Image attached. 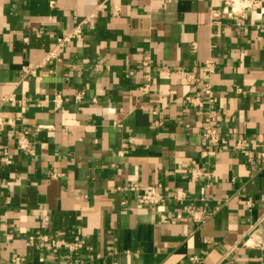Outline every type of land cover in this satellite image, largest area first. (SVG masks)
<instances>
[{"label":"crops","instance_id":"crops-1","mask_svg":"<svg viewBox=\"0 0 264 264\" xmlns=\"http://www.w3.org/2000/svg\"><path fill=\"white\" fill-rule=\"evenodd\" d=\"M212 6L0 0V264H264V16L213 24ZM189 72L213 104L186 101L206 100ZM209 110L218 145L203 135ZM22 130L33 154L17 149ZM133 184L161 185L165 202L139 204ZM37 231L85 247L69 259L39 249Z\"/></svg>","mask_w":264,"mask_h":264},{"label":"built area","instance_id":"built-area-1","mask_svg":"<svg viewBox=\"0 0 264 264\" xmlns=\"http://www.w3.org/2000/svg\"><path fill=\"white\" fill-rule=\"evenodd\" d=\"M222 3V8L217 7L214 5L215 3ZM213 6L211 7V17H212V23L213 24H220L225 19L228 20H234L237 26L243 25L244 21L248 17L249 12H258L260 17L262 18L264 16V6L262 0H212ZM55 2L52 1L51 5L54 6ZM78 33H80V29H77L73 34L71 35H63L57 39V42L55 43V46L53 49L49 52L48 57L46 58L47 61H52L59 59L60 52L63 51V49L66 47L68 42L71 41L73 37H75ZM41 65L37 66H28L27 69H25V73L32 74L34 72V69L37 67H40ZM216 69V62L215 60L211 59L206 61L205 63V70L208 72V77L213 74V72ZM187 79L193 82H197L202 85L203 93L206 96V100L202 99L201 97L193 96V95H187L186 101L195 108H203L206 104H213L215 101L214 98V89L213 85L210 81H203L200 77H198L196 74L189 72L187 74ZM146 89V88H145ZM147 90V89H146ZM82 95H79L77 98L80 99ZM8 100H14V98L10 99H4V101ZM53 103L56 110L63 109L64 106V100L61 95H56L53 98ZM5 121L0 115V127L3 126ZM216 123V114L209 110L207 115L205 116V126L203 135L205 139L213 144L218 145L221 142V136L219 134L218 129L215 126ZM44 128L43 126H38L37 130H41ZM245 140H240L237 143V148L243 149L245 145ZM16 146L17 149L21 152L33 154L34 147L33 142L30 138V131L28 130H22L20 135L16 139ZM3 160H8V152L4 151L2 153ZM264 165V164H263ZM53 178H57L58 174L53 173ZM161 185H150L146 188H140L138 184L131 185V190H134L137 192V200L139 204L155 207L161 203H164L166 200L167 195L163 194L160 191ZM174 198L177 201H181L185 199L187 196L186 193H184L182 190L177 189L174 193ZM246 204L251 207L252 201L248 200L246 201ZM188 214L192 217V219L195 222L204 223L208 218H210L211 214H209L205 210H198L196 208H188ZM35 244L39 249H51L56 252H64L69 259L72 258V256L83 250L85 247V243L81 240H69L60 236H55L49 233H44L42 231H37L35 233L34 237ZM18 261V258L16 259ZM71 261V260H70Z\"/></svg>","mask_w":264,"mask_h":264}]
</instances>
